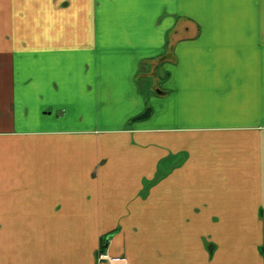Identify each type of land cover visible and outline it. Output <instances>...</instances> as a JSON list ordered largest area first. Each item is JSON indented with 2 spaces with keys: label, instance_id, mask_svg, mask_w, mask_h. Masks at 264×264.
<instances>
[{
  "label": "crops",
  "instance_id": "1",
  "mask_svg": "<svg viewBox=\"0 0 264 264\" xmlns=\"http://www.w3.org/2000/svg\"><path fill=\"white\" fill-rule=\"evenodd\" d=\"M0 264H264V0H0Z\"/></svg>",
  "mask_w": 264,
  "mask_h": 264
},
{
  "label": "rangeland",
  "instance_id": "2",
  "mask_svg": "<svg viewBox=\"0 0 264 264\" xmlns=\"http://www.w3.org/2000/svg\"><path fill=\"white\" fill-rule=\"evenodd\" d=\"M157 63L160 64V67L162 68V69H160V76H162V71L164 70L165 67H169V62L168 61H159V60H156L155 61V65ZM162 84L163 83L160 84V88H162ZM151 88H152V85L150 83H148V87H147V93L148 94L149 93H153ZM158 91L161 92L160 90H158ZM155 94H157V91H156Z\"/></svg>",
  "mask_w": 264,
  "mask_h": 264
},
{
  "label": "trees",
  "instance_id": "3",
  "mask_svg": "<svg viewBox=\"0 0 264 264\" xmlns=\"http://www.w3.org/2000/svg\"><path fill=\"white\" fill-rule=\"evenodd\" d=\"M150 108H146L145 112L141 114L138 118H143L149 114ZM137 119V118H136Z\"/></svg>",
  "mask_w": 264,
  "mask_h": 264
},
{
  "label": "built area",
  "instance_id": "4",
  "mask_svg": "<svg viewBox=\"0 0 264 264\" xmlns=\"http://www.w3.org/2000/svg\"><path fill=\"white\" fill-rule=\"evenodd\" d=\"M99 258H100V259H102V258H106V257H105V256H103V255H100V256H99ZM113 261H114V260H113Z\"/></svg>",
  "mask_w": 264,
  "mask_h": 264
}]
</instances>
